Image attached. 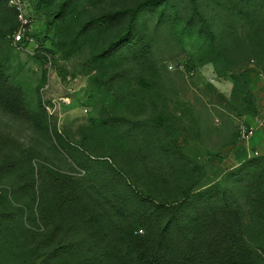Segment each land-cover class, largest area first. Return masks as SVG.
Segmentation results:
<instances>
[{"label": "rangeland", "instance_id": "1", "mask_svg": "<svg viewBox=\"0 0 264 264\" xmlns=\"http://www.w3.org/2000/svg\"><path fill=\"white\" fill-rule=\"evenodd\" d=\"M142 1L25 0L34 42L22 47L0 2V264H50L79 236L39 214L54 200L42 186L52 172L139 234L130 211L141 200L182 203L189 224L190 196L214 187L264 264V143L253 149L264 137V0H161L137 19L147 50L101 56L124 25L86 24Z\"/></svg>", "mask_w": 264, "mask_h": 264}, {"label": "trees", "instance_id": "2", "mask_svg": "<svg viewBox=\"0 0 264 264\" xmlns=\"http://www.w3.org/2000/svg\"><path fill=\"white\" fill-rule=\"evenodd\" d=\"M71 1L64 0L60 7L64 8ZM160 1L144 0L134 8L95 17L84 29L98 27L105 31L124 25L123 33L101 56L132 48L140 42L145 51L148 47L138 32L137 19L142 10H157ZM0 2L8 5L5 0ZM10 9L17 22L15 11ZM201 19L213 40V31L207 21ZM51 174L42 179V186L48 190L49 197L50 190L54 191V200L47 206L40 204L39 214L46 224H50L55 215L62 221L74 223L79 236L51 252L46 263L50 260V264H55L59 260L61 264H259L256 253L242 237L241 218L214 187L190 196L195 217L189 224L182 217L184 204L141 200L135 211H130L137 217V224L146 230L145 234H139L134 221H115L103 203L93 199L69 176ZM259 189L257 198L264 206V190Z\"/></svg>", "mask_w": 264, "mask_h": 264}, {"label": "built area", "instance_id": "3", "mask_svg": "<svg viewBox=\"0 0 264 264\" xmlns=\"http://www.w3.org/2000/svg\"><path fill=\"white\" fill-rule=\"evenodd\" d=\"M9 7L12 8L16 13L17 18V30L13 35L14 45L24 46L26 44L31 45L34 41L30 36L32 21L26 14L25 0H5ZM50 110V107H46ZM252 134V133H251Z\"/></svg>", "mask_w": 264, "mask_h": 264}, {"label": "crops", "instance_id": "4", "mask_svg": "<svg viewBox=\"0 0 264 264\" xmlns=\"http://www.w3.org/2000/svg\"><path fill=\"white\" fill-rule=\"evenodd\" d=\"M254 141V146L253 149L257 150L259 149V146H262V144L264 143V137L261 136L260 138L257 137V139H253Z\"/></svg>", "mask_w": 264, "mask_h": 264}]
</instances>
